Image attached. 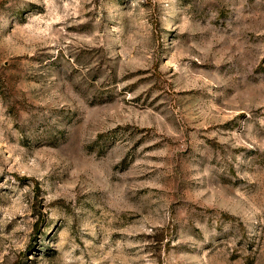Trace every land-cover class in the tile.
<instances>
[{
  "label": "rangeland",
  "instance_id": "374dc122",
  "mask_svg": "<svg viewBox=\"0 0 264 264\" xmlns=\"http://www.w3.org/2000/svg\"><path fill=\"white\" fill-rule=\"evenodd\" d=\"M0 264H264V0H0Z\"/></svg>",
  "mask_w": 264,
  "mask_h": 264
}]
</instances>
